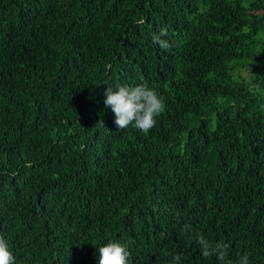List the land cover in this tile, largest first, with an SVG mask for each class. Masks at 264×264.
I'll return each instance as SVG.
<instances>
[{"label": "trees", "instance_id": "1", "mask_svg": "<svg viewBox=\"0 0 264 264\" xmlns=\"http://www.w3.org/2000/svg\"><path fill=\"white\" fill-rule=\"evenodd\" d=\"M141 83L165 109L147 134L120 130L106 89ZM197 233L264 264V0H0L16 264H98L109 240L131 264H218Z\"/></svg>", "mask_w": 264, "mask_h": 264}, {"label": "clouds", "instance_id": "2", "mask_svg": "<svg viewBox=\"0 0 264 264\" xmlns=\"http://www.w3.org/2000/svg\"><path fill=\"white\" fill-rule=\"evenodd\" d=\"M166 35L167 30L160 29L159 33L153 36V42L158 43L161 48H169V42L162 38ZM105 95V105L114 112L116 117L114 122L120 130L133 126L147 134L156 125L157 118L165 109L164 98L147 83L136 86L118 84L115 89L108 86ZM182 231L190 232L191 225H184ZM196 242L201 248V255L204 258L215 256L218 264H250L247 253L239 256L235 261L228 259L230 245L223 240L213 243L203 234L197 233ZM97 250L98 264H131V252L126 244L119 241L109 240ZM181 259L179 254L172 255L168 264H180ZM0 264H16L9 241L2 234H0Z\"/></svg>", "mask_w": 264, "mask_h": 264}]
</instances>
